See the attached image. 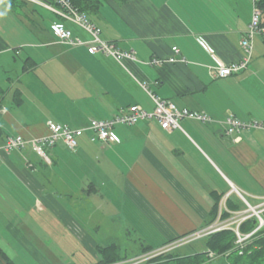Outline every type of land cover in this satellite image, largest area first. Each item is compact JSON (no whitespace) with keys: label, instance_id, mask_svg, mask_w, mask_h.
Wrapping results in <instances>:
<instances>
[{"label":"crops","instance_id":"1","mask_svg":"<svg viewBox=\"0 0 264 264\" xmlns=\"http://www.w3.org/2000/svg\"><path fill=\"white\" fill-rule=\"evenodd\" d=\"M97 1L88 20L135 61L62 46L53 23L84 43L90 36L41 7L0 0V147L7 136L46 135L48 122L78 129L132 105L151 112L140 83L210 121L183 119L171 132L142 121L117 127V143L84 136L75 151L58 143L50 165L29 148L0 149V264H97L99 248L111 245L128 262L137 257L127 256L134 236L154 251L215 224L217 205L238 212L224 200L231 188L253 205L264 198V131L229 137L224 124L229 114L264 122V33L246 71L215 79L209 69L212 54L225 64L241 59L253 0ZM173 47L184 63L148 64Z\"/></svg>","mask_w":264,"mask_h":264},{"label":"built area","instance_id":"2","mask_svg":"<svg viewBox=\"0 0 264 264\" xmlns=\"http://www.w3.org/2000/svg\"><path fill=\"white\" fill-rule=\"evenodd\" d=\"M26 4H31L41 7L63 21L72 22L80 27L90 36V41L82 42L62 24L53 23L50 26L52 35L55 37L58 44L76 48L86 46L87 51L91 55L102 54L111 57L116 62L120 63L123 60L135 61V56L132 53L122 52L115 45L106 42L100 38L99 29L92 24L87 16L78 12L72 6L69 0H19ZM262 10L257 5V0L252 1V12L250 23L247 26L244 37L240 42L242 57L239 61L225 64L216 55L212 54L215 65L211 66L210 73L215 79H224L232 75L242 73L247 70L252 58L254 38L264 33V28L261 26ZM177 63H184V60L179 56V51L176 47L171 48L170 55L165 58H154L148 64L152 66H167ZM141 89L147 93L149 99L153 103L151 112L143 110L138 105L129 106L105 120H90L85 128H71L67 125H60L52 122L46 124L47 133L44 136L37 138H23L21 136H7L0 149L6 153L14 151H22L29 148L34 154L40 157L45 164L50 165V159L47 150L52 149L56 144L61 143L70 151H75L78 147L80 138L86 136L91 143L108 145L117 143L119 138L115 133L117 127H129L138 124L142 121H155L161 130L171 132L179 129V122L183 119L194 120L198 122H208L210 119L199 113L191 112L187 109H179L172 102L158 98L155 94L148 90V85L140 83ZM225 134L229 137L240 134L243 130L253 129L264 131V122H242L232 114H229L225 119ZM232 194L244 203L245 209L240 212L231 213V216L226 220L221 219L224 206L220 207L215 224L210 227L188 234L178 240L172 241L163 247L146 252L137 256L135 259L128 262H119L116 264H147L152 259L175 251L180 247L202 240L206 236L219 232L221 230H232L236 236L235 245L242 246L258 229L264 228V221L261 218V213L264 211V199L257 205H250L244 197V194L231 188V191L224 197L226 200ZM255 217L258 221V226L252 232L241 235L238 232L239 225L245 220ZM208 257L213 260L216 255L212 252Z\"/></svg>","mask_w":264,"mask_h":264},{"label":"trees","instance_id":"3","mask_svg":"<svg viewBox=\"0 0 264 264\" xmlns=\"http://www.w3.org/2000/svg\"><path fill=\"white\" fill-rule=\"evenodd\" d=\"M9 5L16 7V5L25 4L19 0H2ZM73 7L78 12L85 16L94 13L98 9L97 0H69ZM258 7L264 10V0H257ZM229 210L243 211L246 207L244 203L237 198V202L232 203L230 196L226 199ZM218 205L214 207L213 221L217 218ZM231 216L230 212H223L221 219H227ZM261 218L264 221V211L261 213ZM212 221V222H213ZM258 226V221L255 217L242 222L238 227V232L241 235L252 232ZM204 241L205 250L197 252L192 255H179L177 251H172L167 254L158 256L147 264H214L208 257L209 253L216 256L224 257L228 264H264V228L258 229L243 245L236 246V236L232 230H221L219 232L210 234L202 239ZM140 252L137 255L144 254L151 251L149 248H139ZM101 260L97 264H116L124 261L126 258L121 257L116 246H108L99 248L98 250ZM10 264V263H9Z\"/></svg>","mask_w":264,"mask_h":264},{"label":"rangeland","instance_id":"4","mask_svg":"<svg viewBox=\"0 0 264 264\" xmlns=\"http://www.w3.org/2000/svg\"><path fill=\"white\" fill-rule=\"evenodd\" d=\"M30 6V5H29ZM7 16H11V15H7ZM49 151L47 150V153ZM244 197L246 198V200L249 202L250 205L253 206V203L250 201L249 198H247L246 195H244ZM264 199V198H263ZM263 199H262V202H263ZM136 236H134L133 238V243L131 245V252H129L127 254L128 257H131V256H139L137 255L138 252H140L139 250V245H138V242L136 241ZM205 249V246H204V241L203 240H198V241H195L193 243H189L187 245H184L182 246L180 249H179V255H184V253H191L193 251L195 252H202L203 250ZM135 259V258H134ZM225 263V260L220 257L218 260L215 261V264H224ZM226 264V263H225Z\"/></svg>","mask_w":264,"mask_h":264}]
</instances>
